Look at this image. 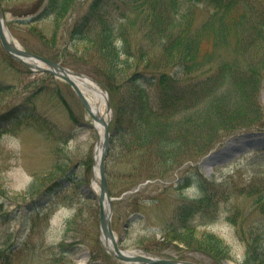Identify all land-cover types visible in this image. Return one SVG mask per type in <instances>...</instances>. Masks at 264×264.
<instances>
[{"label": "rangeland", "instance_id": "rangeland-1", "mask_svg": "<svg viewBox=\"0 0 264 264\" xmlns=\"http://www.w3.org/2000/svg\"><path fill=\"white\" fill-rule=\"evenodd\" d=\"M134 1L74 0L60 18L49 0H0V6L22 49L91 77L109 93L115 136L106 178L122 251L200 264H264V215L256 204L264 203V56L249 63L253 84L224 90L226 99L201 110L197 121L165 118L167 126L143 127L138 114L148 107L162 112L165 93L204 81L175 60L121 55L115 64L103 34L86 36L90 18L130 25ZM198 5L186 13L200 20L207 2ZM165 71L173 77L168 83L128 81ZM177 108L182 115L194 109ZM92 123L70 84L31 72L0 44V243L14 249V264H134L103 243L93 190L99 136ZM205 196L199 211L194 203ZM182 206L188 210L181 212Z\"/></svg>", "mask_w": 264, "mask_h": 264}, {"label": "trees", "instance_id": "trees-1", "mask_svg": "<svg viewBox=\"0 0 264 264\" xmlns=\"http://www.w3.org/2000/svg\"><path fill=\"white\" fill-rule=\"evenodd\" d=\"M183 1L138 0L131 5L137 15L130 25L117 24L114 20L99 23L92 18L85 24L89 30L86 36L104 35L105 47L115 51L111 59L115 64L119 63L118 57L121 55L128 61L133 58L144 62L152 59H161L159 62L175 60V66L185 73L193 70L202 74L204 83L199 87L187 86L185 90L179 87L174 92L165 93L160 108L162 112L159 113L155 107L140 112L139 123L146 128L167 126L170 122L165 118H177L176 122L179 123L202 118L201 110L215 109L212 105L223 97L224 90L253 84L251 77L255 74L252 71L254 66L249 63L259 53L261 57L264 56V52H258L260 43L264 42V0H205L208 10L200 20L189 15L192 10L186 13L192 7L193 10L197 8L200 0H187L190 7H184ZM72 2L74 0H52L49 7L53 11L50 12L55 13V18H60ZM93 25H98L99 31L96 34ZM134 29L137 37L132 35ZM134 39L138 40L137 48L132 41ZM146 67L149 68L148 65ZM168 73L165 71L158 76L157 72L151 75L141 72L135 77L131 76L128 81L158 79L164 84L173 78ZM177 106L194 109L182 115ZM222 107L218 105L217 115L222 113ZM123 131L121 126L119 132ZM205 199L208 197L201 198L194 203V207L201 211ZM256 204L262 208L261 213L264 215V203L257 201ZM187 206H182L184 208L181 212L188 210ZM204 211L208 214L209 207H204ZM212 241H215L213 237ZM0 245V264H14L11 253L14 249H11L9 242L6 240ZM218 248L222 249L220 243Z\"/></svg>", "mask_w": 264, "mask_h": 264}, {"label": "water", "instance_id": "water-1", "mask_svg": "<svg viewBox=\"0 0 264 264\" xmlns=\"http://www.w3.org/2000/svg\"><path fill=\"white\" fill-rule=\"evenodd\" d=\"M0 43L3 45L6 53L10 55L11 58L18 60L22 65H25L29 70L33 72L40 73H48L53 75L54 77H58L66 83L71 84L75 94L78 96L81 104L84 106L85 110L92 118L105 126L104 138L101 144L102 152H101V160L99 163V190L100 195H98L97 200L100 205V220L101 223V231L105 239L111 241L113 243V250L111 249V253L117 258L125 262H134V263H145V264H197L195 262H186V261H178L176 259H167V258H155V257H147L144 255H126L119 248V240L115 236V232L112 229V214H113V204L109 189H108V179H106V160L107 154L109 151V144L111 141L110 134V121L103 115H99L93 109V106L88 101L85 94L79 84L76 83L75 78H84L85 75L81 73H75L68 68H65L61 63H55L48 58H44L38 54L30 53L16 44L13 36L8 32L6 23L4 21V15L1 11L0 7ZM98 84V83H97ZM100 88L105 92V88L100 83L98 84ZM106 93V92H105ZM106 104L107 111L111 112V104L109 102L108 94L106 93ZM100 143V140H99Z\"/></svg>", "mask_w": 264, "mask_h": 264}, {"label": "bare ground", "instance_id": "bare-ground-1", "mask_svg": "<svg viewBox=\"0 0 264 264\" xmlns=\"http://www.w3.org/2000/svg\"><path fill=\"white\" fill-rule=\"evenodd\" d=\"M75 81L77 84L80 85L83 93L87 96L88 101H90V104L93 106V109L96 113H98L99 115H103L105 117L109 116L107 115V104H106V93H104L101 88L94 83L90 78H75ZM92 126L95 127V130L97 131V134L99 136V140L100 143L97 144V149L94 153V158H95V166H94V179H95V183H94V189L95 193L98 195L99 194V190H98V173H99V163L101 160V152H102V141H103V134L105 131V126H103L102 124L96 122L95 120H93L92 118ZM104 241V240H103ZM107 245V247L111 250V247L113 246V243H111V241L109 240H105V242H103ZM127 254L132 255H136L137 253L134 251H128L126 252Z\"/></svg>", "mask_w": 264, "mask_h": 264}]
</instances>
